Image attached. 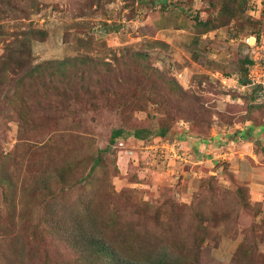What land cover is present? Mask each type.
Instances as JSON below:
<instances>
[{
    "label": "rangeland",
    "instance_id": "374dc122",
    "mask_svg": "<svg viewBox=\"0 0 264 264\" xmlns=\"http://www.w3.org/2000/svg\"><path fill=\"white\" fill-rule=\"evenodd\" d=\"M154 1L0 0L1 264H112L92 238L140 263L264 264V0L242 16L261 19L254 50L251 26L198 37L191 13L221 0Z\"/></svg>",
    "mask_w": 264,
    "mask_h": 264
},
{
    "label": "trees",
    "instance_id": "16d2710c",
    "mask_svg": "<svg viewBox=\"0 0 264 264\" xmlns=\"http://www.w3.org/2000/svg\"><path fill=\"white\" fill-rule=\"evenodd\" d=\"M167 1L168 0H155L154 2H160L161 3V8L160 10L165 11L167 10L169 7L167 5ZM191 2V0H189ZM247 3L248 0H221V7L219 10L215 9V6L211 7V8H205L204 10H199L196 12V14L191 13V18L194 19V27L196 32L198 33V37L201 36V34L205 33V32H209L215 29H219L221 27H225L228 26L230 24L235 25L236 27L239 26V28H244V27H248L251 26L253 29L250 31L249 35H255L257 37V39L259 41L261 36L260 34L262 33L261 30L259 29L260 26V22L261 19L255 20L254 18L248 17L246 19H242L243 13L247 10ZM160 10L157 12L158 16H160L159 18H162L163 15H161ZM208 11L207 12V16L203 17L202 13L203 11ZM187 13V12H186ZM260 18H264V17H260ZM247 36V35H246ZM196 40H198V38L196 36L193 37L192 39V43L195 42ZM258 41V43H259ZM191 43V44H192ZM157 44H162L164 45V42L159 41ZM249 45V46H248ZM247 46L251 48V50H254L253 46L247 43ZM149 54L144 53V52H136L134 53V56H136L137 58H146ZM72 58H67L64 60H60L58 61V67H66L71 65L72 63ZM257 60L254 58V56L251 53H247V54H243L241 58L238 59V62L245 64V69L244 71L248 70L250 71V67H252L255 62ZM262 62H264V59H261ZM38 65H35L33 69H37ZM249 67V68H247ZM151 69V73H158L159 69L158 68H151V67H147L146 69ZM3 68H0V70H2ZM73 80H77L75 77V74H73ZM172 82H170V84H172L174 81L171 80ZM68 82H71L70 80H68ZM76 84V83H75ZM80 85L76 84V88L77 90H80L81 92L83 91H89V87L88 86H82L81 83H79ZM70 86V85H69ZM48 89V87H46ZM59 90H62V88H58ZM103 86L101 84V82H96L95 81V85L92 86L91 88V92L94 93H104L105 91L102 90ZM14 93V92H13ZM130 133V132H129ZM161 135H165L166 130L163 129L159 132ZM133 136H135L136 138H140V139H144L148 136L149 132L147 129H136L134 130V132L132 133ZM128 136V133L125 132L123 127H117L112 129L111 133H110V138H109V142L111 144H113L117 138H125ZM100 157L96 156L95 159V163L100 162ZM11 180L7 179L5 181L4 184H8L11 185ZM7 190V189H6ZM5 202L9 203L10 197L5 193L4 196ZM94 220V216L91 213H87L84 216L81 217L80 221L81 223L79 225H81L82 227V233L78 234V235H74L73 233H71V230L69 229L67 231V233H71L70 236L75 239V242L73 243V249H76L78 246H80L81 249H85L86 247H88V242H89V238L90 236H92L93 234L89 233V225L91 224V221ZM61 225H66L64 223L61 222L60 218H53L52 223H50V230L49 233H45L44 236L42 237L43 239H49V241L53 244V245H58L60 243L63 244V241H65L62 232H57L56 228H59ZM89 239V240H88ZM95 239V241H99L98 244V254L100 256H104L107 259H109L112 264H166V259L173 262L174 264H179L177 259L174 258H169L166 254H163L161 256H159L156 260L157 262H147V263H140L139 261L134 260L132 257L130 256H124L119 252V249L115 246H113L112 243H107L104 242L103 240H97L96 238H92ZM41 240V241H42ZM53 240V242H52ZM67 243V240H66ZM72 244V243H70ZM6 245L7 243L0 238V264L3 262V260H5V250H6ZM69 244L67 243V248ZM9 246V245H8ZM8 262V261H7ZM6 262V263H7Z\"/></svg>",
    "mask_w": 264,
    "mask_h": 264
},
{
    "label": "built area",
    "instance_id": "2783aa9c",
    "mask_svg": "<svg viewBox=\"0 0 264 264\" xmlns=\"http://www.w3.org/2000/svg\"><path fill=\"white\" fill-rule=\"evenodd\" d=\"M246 39H248L247 41H251L253 39V43L250 42V45L253 46L254 49H258V43L255 37L253 36H247Z\"/></svg>",
    "mask_w": 264,
    "mask_h": 264
},
{
    "label": "clouds",
    "instance_id": "9594fccd",
    "mask_svg": "<svg viewBox=\"0 0 264 264\" xmlns=\"http://www.w3.org/2000/svg\"><path fill=\"white\" fill-rule=\"evenodd\" d=\"M247 36H253V37H255L256 40H257V43H258L259 40L257 39V37H256L255 35H247ZM247 36H245V38H246Z\"/></svg>",
    "mask_w": 264,
    "mask_h": 264
}]
</instances>
